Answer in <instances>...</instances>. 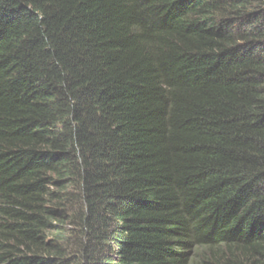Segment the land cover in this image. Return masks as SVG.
Segmentation results:
<instances>
[{"label": "trees", "instance_id": "1", "mask_svg": "<svg viewBox=\"0 0 264 264\" xmlns=\"http://www.w3.org/2000/svg\"><path fill=\"white\" fill-rule=\"evenodd\" d=\"M0 264H264V0H0Z\"/></svg>", "mask_w": 264, "mask_h": 264}]
</instances>
